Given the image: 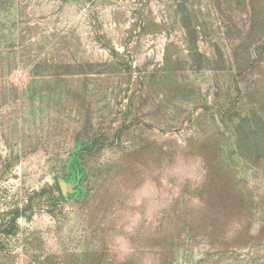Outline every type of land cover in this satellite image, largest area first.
<instances>
[{"label":"rangeland","instance_id":"rangeland-1","mask_svg":"<svg viewBox=\"0 0 264 264\" xmlns=\"http://www.w3.org/2000/svg\"><path fill=\"white\" fill-rule=\"evenodd\" d=\"M0 264H264V0H0Z\"/></svg>","mask_w":264,"mask_h":264},{"label":"trees","instance_id":"trees-1","mask_svg":"<svg viewBox=\"0 0 264 264\" xmlns=\"http://www.w3.org/2000/svg\"><path fill=\"white\" fill-rule=\"evenodd\" d=\"M241 129V128H240ZM252 130L253 129H251V130H248V137H247V141L248 142H252L253 141V137H254V132H252ZM237 132H238V134H239V132H241V130H237ZM241 136H240V141H241ZM79 146V145H78ZM252 146V145H251ZM77 155H79V152H78V154H76V160L79 162V160L77 159L78 158V156ZM79 168H81V165H79ZM82 172V171H81ZM78 175L80 174L79 172L77 173ZM57 192L59 193V198H57V200H64V194H63V191H62V189H61V186L59 185L58 187H57Z\"/></svg>","mask_w":264,"mask_h":264},{"label":"water","instance_id":"water-1","mask_svg":"<svg viewBox=\"0 0 264 264\" xmlns=\"http://www.w3.org/2000/svg\"><path fill=\"white\" fill-rule=\"evenodd\" d=\"M60 186H61V189H62V191H63V185L60 184Z\"/></svg>","mask_w":264,"mask_h":264}]
</instances>
